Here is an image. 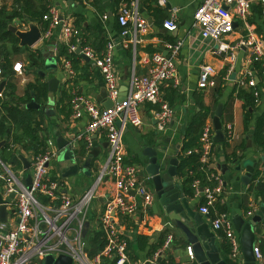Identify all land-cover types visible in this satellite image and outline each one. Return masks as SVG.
I'll use <instances>...</instances> for the list:
<instances>
[{"label": "crops", "instance_id": "crops-1", "mask_svg": "<svg viewBox=\"0 0 264 264\" xmlns=\"http://www.w3.org/2000/svg\"><path fill=\"white\" fill-rule=\"evenodd\" d=\"M133 1L137 2L138 11L146 19L148 26L144 31L138 32L137 42L130 43L124 42L120 37L121 26L117 22V9L120 4L129 5ZM166 1V5L161 7L157 4V0H0V8H3L7 14L8 30V25L25 30L27 29V22H36L41 32H43L48 22L41 15L47 11L49 6L53 5L57 7L60 16L68 18L79 30V44L90 46L96 54H100L104 50L106 42L112 39L115 42L112 51L114 70L120 91L125 87L128 88L132 72L135 74H145L147 72L150 64L149 58L153 52L160 51L168 55L166 42L182 39L183 44L174 57L178 83L175 85L173 79H166L160 86L162 99L174 108L172 124H168L167 129L159 132L155 128L154 118V110L158 106L144 102L139 108L142 123L138 127L127 125L122 136L126 152L125 160L128 163L135 164L139 171H143L142 175H139L138 171V175L144 184L152 190V202L145 211H139L133 216L117 218V226L123 236L126 237L129 256L135 262L140 264L147 262L150 264H197L194 256L190 260L186 254L185 247L191 244L188 242L185 232L172 223L170 215L165 213L159 198L156 196L154 186L150 181L151 178L147 176L145 170L148 158L143 153L145 147L156 148L164 145L166 147L165 152L163 154L159 152L158 154L162 160L160 170L165 169L168 160L172 157H175L178 163L177 150L183 133H181L180 127L183 123L186 125V118L200 110V108L205 107L210 110L205 120H211L213 124L214 109L218 103H221L223 130L225 125L230 123L236 137L231 141L226 140L222 144L214 142L212 166L220 179L221 189L213 205L209 206L208 214L199 211V207L204 203L203 196L199 191L205 185L217 186L218 181L206 179L203 184L199 182L197 189L192 182L193 191L188 193L189 190L185 184L186 177L183 173L178 172L177 163L176 180L180 184V192L186 205L192 211L197 212L198 220L214 234V244L221 258L228 259L229 264L242 263L241 249L236 260L229 259V243L223 231L214 230L211 226V220L216 213L225 212L230 217L238 239L240 235L235 230L233 218L241 216L245 221L252 222L254 228L253 246L258 245L263 256L261 261L255 259V262L256 264H264V217L259 222L251 221L252 216L259 207L264 205V149L257 147L252 140L256 120L264 112V70L259 66L255 70L256 87L260 93V100L257 103L254 101L253 108L248 106L250 114L247 115L246 100L237 96V92L238 90L249 91L251 89L245 86L237 89L235 83V79L243 76L247 68L246 48L242 46L236 52L235 63L231 72L228 73L225 63L210 52L214 42L209 38H203L197 29L191 27L192 14L199 0ZM171 7L179 9L177 11V29L169 32L166 29L163 30L162 22L169 16ZM253 11L257 10H252L249 18L253 17L258 25L263 28L262 35L264 38V19L253 16ZM103 14L106 15V18H103ZM45 25L46 27L43 29ZM237 38V33L226 37L228 41ZM70 40L74 41V38H69V40L66 37L64 38L60 27L56 26L52 28L48 37L42 36L32 46H21L19 41L17 50L13 49L11 43H6V46L9 48L7 55L11 64V72L13 71L9 79L14 84L17 95L24 93L27 83L36 80L45 83L48 90L49 74L58 81L57 90L55 92L48 90L45 99L42 97L31 98L38 104V108L28 107L27 104L31 100L26 104L27 108L34 109L30 113L33 121L37 122L41 129L39 131L40 139H43L46 145L47 141L51 140L52 146L56 148L57 132L65 138L72 136V148L81 157V162L92 147L100 150L98 157H95L91 162V175H85V177L91 178L90 182L85 181L81 184H75L69 181L71 176L66 177V190L74 197H78L90 186L98 168L105 163L108 148L102 130L91 135V146H88V142L82 137L88 117L86 114L78 118L73 116L71 106L70 109L66 108L68 98L62 97L63 90L72 96L74 93L89 96L97 104L104 107L102 105L103 101L99 98L106 92V89L102 75L92 60L86 61L81 57L76 63V68H73L71 61L64 55L59 54V47L61 45L67 47L66 44ZM67 52L72 53L68 51V48ZM31 54H34L38 65L29 66ZM3 58L0 53V63H3ZM65 60L70 62L73 74L69 73ZM48 61L54 63V66L47 68L46 63ZM15 62H21V74L12 69ZM202 63H209L216 70L215 85L203 89L197 86L199 66ZM0 68H2L1 65ZM233 78L235 79L233 80ZM0 82L4 83L0 90V96H2L6 84V78L2 75H0ZM217 84L222 87L219 93L215 89ZM33 94L34 92L31 91V95ZM82 142L86 143L83 151L81 148ZM10 148L13 150V154L17 155V161H7V163L0 161L13 171L23 170L24 177L22 180L25 183L26 173H30V167L28 169L24 168L18 155L22 154L30 162L33 149L26 150L12 143H10ZM59 156L60 151L57 149V155L53 159L58 161L60 169L54 173L53 176L55 177L59 175L63 166L68 164L66 161H60ZM54 169L53 165L49 164V171ZM80 181H83V179ZM111 187V180L105 177L103 185L98 188L99 195L92 201L94 206L91 207L90 205L89 208V211L95 210V215L92 217L97 216L104 207L103 193L106 194ZM3 191V182L0 180L2 199L4 198ZM9 198L12 197L9 196ZM219 207L223 209L219 210ZM249 210L253 211L251 216L247 215ZM172 214L178 216L176 213L172 212ZM168 236H171L170 240L164 246ZM155 254H157L156 257ZM157 257H160L158 263L156 262ZM106 264L110 263L107 261Z\"/></svg>", "mask_w": 264, "mask_h": 264}, {"label": "built area", "instance_id": "built-area-1", "mask_svg": "<svg viewBox=\"0 0 264 264\" xmlns=\"http://www.w3.org/2000/svg\"><path fill=\"white\" fill-rule=\"evenodd\" d=\"M166 0H157L161 7ZM256 3L264 8V0H199L192 14L191 27L198 30L203 38L214 42L210 52L219 57L228 73L231 72L236 59V52L244 46L247 50V68L243 76L235 79L236 88L248 87L252 91L254 101L260 100L257 89V67L264 70V38L255 29V24L249 21L252 12L251 5ZM171 7L169 16L163 20L162 26L166 31L177 29V11ZM42 18L48 22L41 37H48L52 28L59 26L64 38H74L67 42L69 52L80 47V52L92 60L99 69L106 96L113 101L110 108H104L94 99L83 94L74 93L70 99L73 116L78 118L83 114L88 117L82 137L91 146V135L102 130L107 141V158L98 168L92 183L78 197L66 190V177L51 176L49 164L57 155V149L47 141L43 152L30 157L29 187L23 182V170L13 171L0 161V180L3 182V199L6 201V221H0V264H44L47 255L54 258L63 254L71 258L72 264H106L110 258L113 264H140L129 256L128 241L117 226V214L133 216L139 211H145L150 206L153 193L140 179L138 167L126 162L123 133L127 125L140 126V106L149 102L158 106L154 110L155 128L160 132L167 129L174 119V108L161 97L160 86L166 79H173L175 85L176 65L174 57L183 44L182 39L167 41L168 55L160 51L150 55V64L145 74L131 73L130 84L122 101L117 102L120 89L114 70L112 51L115 42L109 39L104 50L96 54L88 45L79 44V30L68 18H63L56 6H49ZM103 18L106 15L103 14ZM117 22L121 26L120 37L124 42L135 43L138 32L144 31L148 24L139 13L136 1L131 4H120L117 9ZM235 22H237L236 25ZM233 33L238 38L228 41L226 37ZM69 73L73 74L70 62L65 60ZM21 62H15L12 69L21 74ZM215 68L209 63L199 66L197 86L208 88L215 85ZM1 75V68H0ZM227 141L236 137L232 125L227 123L224 128ZM214 128L211 120H204L200 135L199 146L193 151L199 154L200 168L205 171L207 180H217V186L205 185L200 194L204 203L199 211L208 214L209 206L213 205L221 189L220 179L212 166V140ZM264 136V130H263ZM88 149H90L88 147ZM192 150H188L190 153ZM109 178L112 187L103 193L104 207L95 217L89 214L91 202L99 195L98 188ZM199 180L193 181L197 189ZM13 193V197L9 195ZM133 193V194H132ZM43 198V200H41ZM252 206V204H250ZM253 211H247L251 216ZM88 221V229L93 227L101 231L104 245L96 254L87 252V241L83 229ZM214 230H222L229 243V257L236 260L240 253L239 239L235 234L230 217L225 212L216 213L211 220ZM168 236L166 243L170 240ZM253 254L257 261L263 256L258 245H254ZM185 251L189 259L194 253L191 245H186ZM157 254H155V257Z\"/></svg>", "mask_w": 264, "mask_h": 264}, {"label": "water", "instance_id": "water-1", "mask_svg": "<svg viewBox=\"0 0 264 264\" xmlns=\"http://www.w3.org/2000/svg\"><path fill=\"white\" fill-rule=\"evenodd\" d=\"M71 1V0H69ZM58 4V3H57ZM252 10H257V5L255 3L251 6ZM235 22L234 25H236ZM9 30L14 32V34L19 39V45L32 46L41 38V30L36 22H27V29L20 30L16 26L8 25ZM165 31V28H163ZM82 58L86 61L90 59L80 52V47L75 50ZM54 66V63L48 61L46 67ZM48 79V90L50 92H55L57 90L58 81L51 74H49ZM3 82H0V90L3 86ZM127 87L120 91L119 96L116 101H122L126 95ZM102 100V105L104 108H110L113 105V101L106 96V92L102 95L99 100ZM28 107L38 108V104L31 100ZM222 115V104L218 103L214 109L213 114V134L212 140L215 143L222 144L226 141L225 132L221 123ZM170 125L172 122L169 123ZM185 124L183 123L180 127L181 133L184 131ZM73 137H63L59 132H57L56 138V149L60 151L59 160L66 161L68 164L63 166L60 170L59 175L61 177H69L78 173H83L84 175L90 176L91 162L95 157H98L100 150L96 147H92L81 162V157L78 153L74 152L72 148ZM7 134L0 140V148L6 143ZM166 150L164 145L153 148L151 146L144 148V155L147 156V165L145 170L147 176L151 178V182L154 186V191L156 196L159 198L160 204L162 205L165 213L169 214L171 221L176 226L180 227L186 234L188 242L191 244L194 252V260L197 264H229L228 259L221 258L218 250L214 244V234L207 228L205 224H202L198 220L197 212L191 210V208L186 205L183 195L180 192V184L176 180L177 170L175 157L168 160V165L165 169L160 170L162 160L159 158V152L163 154ZM22 162L24 168L28 169L30 167L29 159L24 157L22 154L18 155ZM143 171H139V175H142ZM244 180V178H242ZM31 181L30 173H26L25 185L29 187ZM13 197V193L9 195ZM6 201L2 199L0 195V221H6ZM176 213L178 216H174ZM264 217V205H261L259 209L252 216L253 222H259ZM192 218V219H191ZM233 223L235 230L239 233L240 249H241V264H256L255 257L253 254L252 246L254 241V228L250 221H245L243 217L238 216L233 218ZM88 231V221L85 222L83 229V234ZM230 259V257H229ZM160 257L156 258L158 263ZM44 264H72V260L67 255H59L54 258L52 255H47L44 260ZM150 264V263H145Z\"/></svg>", "mask_w": 264, "mask_h": 264}, {"label": "trees", "instance_id": "trees-1", "mask_svg": "<svg viewBox=\"0 0 264 264\" xmlns=\"http://www.w3.org/2000/svg\"><path fill=\"white\" fill-rule=\"evenodd\" d=\"M156 11L157 8H155ZM17 13V12H15ZM14 13V14H15ZM6 13L3 8H0V53L2 54L3 63L1 65V75L6 78L5 88L3 90L2 96H0V140L7 134L6 143L0 148V160L3 163L7 161H17V155L13 154V150L10 148V143L17 144L20 148L26 150L33 149V155L43 152L46 149V142L43 139H40L39 124L33 121L31 111L34 109L27 108L26 104L31 100L32 97H42L46 98L48 94L47 85L45 83L36 80L35 82H29L26 85L24 93L17 95L15 93L14 84L11 82L9 77L11 76V64L8 58L9 48L6 46V43H11L14 50H17V43L19 41L18 37L7 29V20ZM43 15V14H42ZM41 15V17H42ZM253 16H258V18L264 19V8L257 6V11H253ZM249 21L255 24V29L258 33L263 34V28H261L256 20L252 17L249 18ZM46 25L43 27V29ZM59 54L64 55L68 58L72 67L76 68L78 60L81 58L75 52L68 53L67 47L61 45L59 47ZM36 66L37 60L34 54H31L29 60V66ZM10 80V81H9ZM220 84L215 86L217 93L221 91ZM31 91L34 92L31 95ZM237 96L242 97L246 100V113L249 115V107H254V98L252 96V91L238 90ZM62 97H67L68 102L66 108L70 109V99L72 95H68L65 90H63ZM60 97V99H62ZM210 110L208 108L202 107L197 112L192 113L191 116L186 118V125L181 136L180 146L177 150V170L180 173H183L186 177L185 184L188 187V193H192L193 188L191 187L194 179H199L203 184L206 180V173L200 168L199 163V154L194 152L193 149L199 146V135L201 126ZM247 120V117H246ZM264 112L258 116L254 132L252 135L253 143L260 149H264ZM85 142H82V151L85 146ZM188 150H192L190 153H187ZM81 151V153H83ZM43 200V198H41ZM223 208L219 207V210ZM117 218L123 216L117 214ZM102 233L99 230L90 227L85 234L87 241V252L92 256L96 254L104 245V241L101 237ZM154 253V252H153ZM113 261L109 258L108 263Z\"/></svg>", "mask_w": 264, "mask_h": 264}, {"label": "rangeland", "instance_id": "rangeland-1", "mask_svg": "<svg viewBox=\"0 0 264 264\" xmlns=\"http://www.w3.org/2000/svg\"><path fill=\"white\" fill-rule=\"evenodd\" d=\"M55 160L56 159H53L52 158V160L50 162V165L51 166L53 165V167L55 168L52 171L50 170L51 171V174H50L51 176H53L54 173L60 169L59 164H58V161H55ZM0 171H1V168H0ZM81 179H83V181H80ZM69 181L70 182H73L75 184H81V183H83L85 181H89L90 182L91 181V178L90 177H87V176L85 177V175L77 174V175L71 176V179H69ZM93 206H94V202L91 203V207H93ZM89 214H91V216H94L95 215V210H90L89 211Z\"/></svg>", "mask_w": 264, "mask_h": 264}]
</instances>
